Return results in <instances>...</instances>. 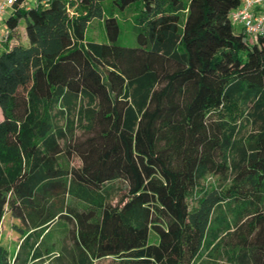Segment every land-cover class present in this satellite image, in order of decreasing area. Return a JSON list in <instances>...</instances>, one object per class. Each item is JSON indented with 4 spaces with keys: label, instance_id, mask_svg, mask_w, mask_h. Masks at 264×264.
<instances>
[{
    "label": "trees",
    "instance_id": "obj_1",
    "mask_svg": "<svg viewBox=\"0 0 264 264\" xmlns=\"http://www.w3.org/2000/svg\"><path fill=\"white\" fill-rule=\"evenodd\" d=\"M240 2L15 0L0 234L8 212L21 238L0 264H264V35L234 30Z\"/></svg>",
    "mask_w": 264,
    "mask_h": 264
},
{
    "label": "rangeland",
    "instance_id": "obj_2",
    "mask_svg": "<svg viewBox=\"0 0 264 264\" xmlns=\"http://www.w3.org/2000/svg\"><path fill=\"white\" fill-rule=\"evenodd\" d=\"M8 12V11H7ZM135 13L128 9L123 14H118V19L121 26V40L129 45L136 44V35H135V25L134 19ZM241 23H233L234 30L236 32L242 31ZM87 37L102 40L105 38V31L103 28V22L100 19H94L88 26ZM29 41V36L26 32V27L24 21L18 27V35L15 39L11 41V43L22 42L27 43ZM249 43H253L252 38H248ZM2 117L1 109H0V119ZM18 220L14 219L10 213H6L2 224H1V234H0V243L7 247L11 252H14L18 248V243L20 241V234L14 228V223ZM111 258H106L101 261V264H110ZM44 264H58L52 263L51 261L46 262Z\"/></svg>",
    "mask_w": 264,
    "mask_h": 264
},
{
    "label": "built area",
    "instance_id": "obj_3",
    "mask_svg": "<svg viewBox=\"0 0 264 264\" xmlns=\"http://www.w3.org/2000/svg\"><path fill=\"white\" fill-rule=\"evenodd\" d=\"M15 0H0V42L7 33L4 14L12 8ZM232 23H241L247 38L257 40L264 35V0H241L239 6L230 12Z\"/></svg>",
    "mask_w": 264,
    "mask_h": 264
},
{
    "label": "crops",
    "instance_id": "obj_4",
    "mask_svg": "<svg viewBox=\"0 0 264 264\" xmlns=\"http://www.w3.org/2000/svg\"><path fill=\"white\" fill-rule=\"evenodd\" d=\"M10 9H11V8H10ZM10 9H9V10H10ZM9 10H8V11H9Z\"/></svg>",
    "mask_w": 264,
    "mask_h": 264
}]
</instances>
